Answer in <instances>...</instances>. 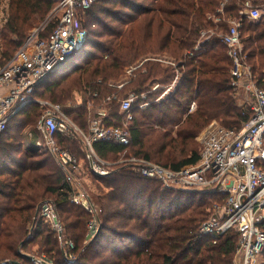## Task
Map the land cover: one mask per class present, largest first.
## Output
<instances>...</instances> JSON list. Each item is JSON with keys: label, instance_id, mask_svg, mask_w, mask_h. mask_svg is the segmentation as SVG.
Returning a JSON list of instances; mask_svg holds the SVG:
<instances>
[{"label": "trees", "instance_id": "1", "mask_svg": "<svg viewBox=\"0 0 264 264\" xmlns=\"http://www.w3.org/2000/svg\"><path fill=\"white\" fill-rule=\"evenodd\" d=\"M147 1L149 6L148 2L132 0L95 3L82 18L88 32L84 47L50 73L34 96L59 105L88 131V101L94 102V108L106 105L113 124L123 114L120 103L105 104L106 97L115 92L121 98L137 94L139 99L132 107L131 145L126 148L98 141L95 150L108 161H115L118 153L133 154L178 170L197 158L198 137L212 121L239 130L251 117L250 110L237 101L230 73L232 61L218 36L228 30L231 19L239 17L245 0ZM53 6V0H8L0 29L5 40L0 46V65L15 55L30 30L47 18ZM205 30L212 34L210 38L201 37ZM241 33L247 61L259 86L264 87V18L245 19ZM196 47L195 56H188L187 52ZM153 54L172 58L177 67L149 59L122 89L110 85L125 68ZM177 71L180 81L165 97L160 98L161 88L158 96L150 91L148 83L169 87ZM94 92H99L97 98H93ZM76 94L84 98L83 104L74 102ZM194 101L197 108L191 112ZM144 102L149 105L141 108ZM43 111L39 104L30 103L12 118L0 137V264H34L19 251L27 254L37 245L54 264H234L237 233L232 230L215 239L202 232L213 205L223 196L218 192L164 189L158 180L145 178L126 165L108 176L94 175L101 190L96 201L101 209L100 229L86 242L91 213L72 203L65 172L52 162L47 149L37 145ZM15 127L27 131L4 138ZM58 140L79 158L85 156L78 140L62 135ZM44 201L55 204L65 225L63 238H71L75 251L81 254L75 263L64 258L61 236L37 217Z\"/></svg>", "mask_w": 264, "mask_h": 264}, {"label": "built area", "instance_id": "2", "mask_svg": "<svg viewBox=\"0 0 264 264\" xmlns=\"http://www.w3.org/2000/svg\"><path fill=\"white\" fill-rule=\"evenodd\" d=\"M53 1V9L47 18L30 32L15 55L0 65V137L12 118L30 103H37L44 109L38 122L43 140L37 144L44 145L65 172L72 189V203L85 207L92 214L86 242L95 238L100 227L97 209L81 185L84 175L82 162L93 175L100 177L110 175L119 165H126L145 178L158 180L164 189L218 192L223 199L213 205L209 218L202 224V232L218 239L234 230L237 233L234 264H264V87L259 86L253 67L247 61L241 33L245 19L259 21L264 18V2L243 1L239 17L229 21L226 32L218 33L232 61L230 73L235 96L241 106L250 110L251 117L239 130L226 128L218 120L212 121L198 137L200 150L197 158L174 170L133 154L118 153L116 161H108L95 150L94 145L98 141L126 148L131 145L132 107L139 99L137 94L130 93L121 98L115 92L106 97L105 104L120 103L123 114L122 119L113 124L108 120L109 108L106 105L94 108V102L88 101V131L78 126L59 105L34 96L36 88L50 73L65 65L84 47L88 32L83 27L82 18L99 0ZM211 35L205 30L201 37L210 38ZM197 49L188 51L187 55L195 56ZM158 61L177 67L171 58L158 57ZM135 68L127 69L130 76ZM129 79L111 82L110 85L120 90ZM179 81L180 73L177 71L167 90L174 89ZM98 96L99 92L93 93V98ZM141 97L146 98V94ZM74 100L78 104L84 103L80 95ZM148 105L144 102L141 108ZM69 106H73L72 101ZM196 108L194 101L190 111ZM58 135L78 140L85 156L79 158L61 145ZM37 217L61 236L64 258L75 263L81 254L75 251L71 238H63L65 225L60 221L55 204L52 201L40 204ZM28 255L34 264H53L43 251Z\"/></svg>", "mask_w": 264, "mask_h": 264}, {"label": "rangeland", "instance_id": "3", "mask_svg": "<svg viewBox=\"0 0 264 264\" xmlns=\"http://www.w3.org/2000/svg\"><path fill=\"white\" fill-rule=\"evenodd\" d=\"M132 2H138V4H142V3H147L148 4V6L150 5V2L149 1H147V0H132ZM255 3V2H254ZM261 4V3H260ZM101 6H107L105 3H101ZM97 9V7L95 8V10ZM7 11H8V0H0V29H1V27H2V24H3V22H4V19H5V16H6V13H7ZM39 24H41V22L39 23ZM39 24L37 25V26H39ZM36 26V27H37ZM35 28V27H34ZM33 28V29H34ZM32 29V30H33ZM32 30H30V32L32 31ZM4 42H5V40L3 39V38H1L0 37V46L2 47L3 45H4ZM147 59H150V60H152V62H157L158 63V54H153V55H149V57L147 58ZM172 59V58H171ZM173 60V59H172ZM146 61V60H145ZM148 61V60H147ZM65 67H68V65H66ZM65 67H63V68H65ZM131 67H136L135 69H134V71H133V73H132V75L130 76L129 74H128V72H127V69L125 68V70H124V73L121 75V77L119 78V79H114L113 80V82L114 83H119V82H121V81H124V80H126V79H128V78H131V77H133V75H134V77L136 76V74H137V72L141 69L140 67H141V64H137L136 66L134 65V66H131ZM130 67V68H131ZM68 70V69H67ZM144 71V70H143ZM148 86H149V88H150V91L153 93V94H155L156 96H158V89L159 88H161V90H163V93H161V97L160 98H162V97H165L167 94H169L171 91H173L174 89H171V90H167L168 89V87H161L157 82H153V83H148L147 84ZM165 89V90H164ZM166 91H168V92H166ZM78 95V94H77ZM76 97V96H75ZM70 102V101H69ZM19 120V119H18ZM14 122V121H13ZM13 124V123H12ZM14 130L12 131V133L10 134V132H8L6 135H5V137L4 138H6V139H8L12 134H15V132H26L27 130H24V129H22V128H17V127H15V128H13ZM16 133V134H17ZM25 134V133H24ZM40 135H41V140H43V134L40 132ZM34 141H36V140H34ZM198 143H199V141H198ZM28 144V140L26 141V143H25V145H27ZM43 144V143H42ZM39 147H41V149H43V150H46V147L44 146V145H40V144H37ZM199 145H200V143H199ZM23 150V149H22ZM200 149H198V151H199ZM21 153H22V151L19 153L20 155H21ZM47 153V152H46ZM48 154V153H47ZM46 155V154H45ZM44 155V153H43V155H42V157H44L45 156ZM117 160V159H116ZM115 160V161H116ZM55 160H52V162H54ZM112 162H114V161H112ZM82 165H84V175L82 176V179H81V185H82V187H83V189H84V191H85V193H86V195L90 198V200H91V203L94 205V207H96V209H97V214H98V219H99V223H100V217H99V214H100V212H101V209H100V205H99V203H97L96 201H97V196H98V194L99 193H101V190H99V188H98V186H97V180L95 179V176L87 169V167H86V165H85V162L83 161L82 162ZM120 166V165H119ZM119 166H117V167H119ZM117 167H115V169L117 170ZM45 202V201H44ZM43 203V202H42ZM41 203V204H42ZM81 207V206H80ZM85 210H87L88 212H90L88 209H86L85 207H83ZM91 215V219H92V214H90ZM91 219H90V221H91ZM88 229H89V227H88ZM100 229V228H99ZM86 236H88V235H86ZM87 239V238H86ZM40 251H43L42 250V248H41V246H39V245H37V246H35L34 248H33V251H31V252H27V254H31V255H35L37 252H40ZM44 253H45V251H43ZM45 254H47V253H45ZM51 260H52V262H53V264H54V261H53V259L51 258V257H49Z\"/></svg>", "mask_w": 264, "mask_h": 264}, {"label": "water", "instance_id": "4", "mask_svg": "<svg viewBox=\"0 0 264 264\" xmlns=\"http://www.w3.org/2000/svg\"><path fill=\"white\" fill-rule=\"evenodd\" d=\"M19 252H20V254H22V255L28 257L29 259H32V257H31L30 255H27V254L22 253L21 250H20ZM12 264H20V263L17 262V261H13Z\"/></svg>", "mask_w": 264, "mask_h": 264}, {"label": "crops", "instance_id": "5", "mask_svg": "<svg viewBox=\"0 0 264 264\" xmlns=\"http://www.w3.org/2000/svg\"><path fill=\"white\" fill-rule=\"evenodd\" d=\"M146 61L149 60V59H145ZM145 60H143L142 62H138V64H141V66L143 65L144 62H146ZM137 65V64H136ZM77 96V94H76Z\"/></svg>", "mask_w": 264, "mask_h": 264}]
</instances>
